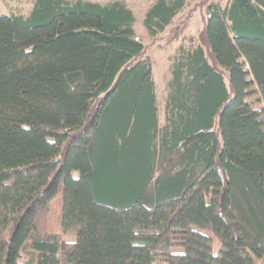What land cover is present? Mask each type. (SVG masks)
Segmentation results:
<instances>
[{"label": "trees", "instance_id": "1", "mask_svg": "<svg viewBox=\"0 0 264 264\" xmlns=\"http://www.w3.org/2000/svg\"><path fill=\"white\" fill-rule=\"evenodd\" d=\"M186 1L152 0L148 37ZM200 5L161 106L127 0L0 14V264H264V0Z\"/></svg>", "mask_w": 264, "mask_h": 264}, {"label": "rangeland", "instance_id": "2", "mask_svg": "<svg viewBox=\"0 0 264 264\" xmlns=\"http://www.w3.org/2000/svg\"><path fill=\"white\" fill-rule=\"evenodd\" d=\"M33 0H0V14H10V13H27L30 7L32 6ZM100 2H105L107 0H97ZM131 5L134 14L136 16V21L134 27L138 37L141 38L143 43L147 47V54L149 55L152 61V72L155 81L157 82V92L159 99V106L162 104V98L164 95V83L165 77L168 74V56L174 52L177 45L181 41L182 37L187 38L188 35H195L197 31L201 28L203 23V18L205 16V5H200L202 0H187L186 5L181 9L180 12L174 17V22L179 21L183 18L186 13L196 6L195 9L191 10L190 24L186 28L184 34H182L177 40L169 41L165 36L168 32V28L159 34L156 38L151 39L148 37L147 32L143 26L142 18L145 10L149 6L152 0H127ZM226 0H222L224 3ZM162 116L160 113V121ZM59 198L56 197L50 203V206L47 211V226L48 230L55 232L58 230V218H59ZM63 238L72 240L73 235H65ZM25 256L22 257L24 261Z\"/></svg>", "mask_w": 264, "mask_h": 264}, {"label": "crops", "instance_id": "3", "mask_svg": "<svg viewBox=\"0 0 264 264\" xmlns=\"http://www.w3.org/2000/svg\"><path fill=\"white\" fill-rule=\"evenodd\" d=\"M157 83V82H156Z\"/></svg>", "mask_w": 264, "mask_h": 264}]
</instances>
